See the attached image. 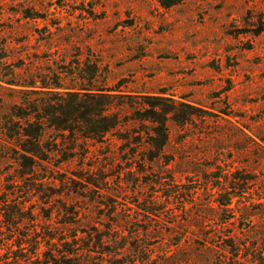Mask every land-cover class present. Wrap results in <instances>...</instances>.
Wrapping results in <instances>:
<instances>
[{
    "label": "rangeland",
    "instance_id": "1",
    "mask_svg": "<svg viewBox=\"0 0 264 264\" xmlns=\"http://www.w3.org/2000/svg\"><path fill=\"white\" fill-rule=\"evenodd\" d=\"M53 71L121 90L120 131L7 154L8 83ZM73 238L85 264H264V0H0V264Z\"/></svg>",
    "mask_w": 264,
    "mask_h": 264
},
{
    "label": "trees",
    "instance_id": "2",
    "mask_svg": "<svg viewBox=\"0 0 264 264\" xmlns=\"http://www.w3.org/2000/svg\"><path fill=\"white\" fill-rule=\"evenodd\" d=\"M60 73L63 72L41 73L29 81L8 83L21 95V100L13 104L9 119L2 124L4 152L24 154L31 159L39 154H87L88 141L103 142L109 133L120 131V107L125 105L121 99L126 97L121 90L97 86L95 77L88 78L81 72L77 73L76 79H84L83 83L65 84ZM74 73L70 71L67 76ZM170 112L166 110V114ZM220 203L227 207L230 200ZM77 243L76 238L65 243L67 250L63 253L73 256L67 258L65 264H85L78 259V250L73 248ZM104 244L102 241L100 247ZM124 247L118 245L116 250Z\"/></svg>",
    "mask_w": 264,
    "mask_h": 264
}]
</instances>
